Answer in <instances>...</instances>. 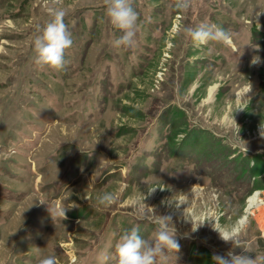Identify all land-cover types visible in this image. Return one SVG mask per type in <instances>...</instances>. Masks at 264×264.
Returning a JSON list of instances; mask_svg holds the SVG:
<instances>
[{"label":"rangeland","instance_id":"1","mask_svg":"<svg viewBox=\"0 0 264 264\" xmlns=\"http://www.w3.org/2000/svg\"><path fill=\"white\" fill-rule=\"evenodd\" d=\"M171 3L132 0L124 49L103 0H0V264H116L123 231L151 239L161 216L180 250L160 264L241 253L217 230L264 253V0ZM55 8L74 39L61 71L34 62ZM201 23L232 42L196 47L173 31Z\"/></svg>","mask_w":264,"mask_h":264},{"label":"clouds","instance_id":"2","mask_svg":"<svg viewBox=\"0 0 264 264\" xmlns=\"http://www.w3.org/2000/svg\"><path fill=\"white\" fill-rule=\"evenodd\" d=\"M193 2L194 0H172L169 7L178 12H187ZM103 5L110 24L122 33L114 39L113 46L124 49L134 47L138 29V13L132 5V0H103ZM50 15L51 19L38 28V34L34 38V62L41 67L61 71L70 64L66 54L67 50L73 47L74 39L65 23L67 11L64 8H55L51 10ZM173 31L190 39L196 47L208 45L210 42L222 44L231 42V34L214 24L201 23L196 27L178 26ZM260 62L259 56H253L252 65ZM259 135L264 139V125L262 124ZM154 191L155 188L148 192L151 194ZM113 202L114 196L110 193H104L96 198V204L105 208ZM179 203L183 202H177V205ZM63 216H65V209ZM167 221L171 222L170 216H161L159 226L151 239L142 238L139 227L134 226L130 230H124L115 245L116 264H160V261L166 259L168 252H178L180 245L175 239V227L172 222L170 227ZM199 226L193 227L192 221L193 231H196ZM217 231L223 241L231 242L233 247H239L242 251L237 254L229 250L226 255H213L214 264H264V253L250 255L253 253L252 249L242 245L237 234ZM36 264H57V261L54 256L49 255L39 258Z\"/></svg>","mask_w":264,"mask_h":264},{"label":"bare ground","instance_id":"3","mask_svg":"<svg viewBox=\"0 0 264 264\" xmlns=\"http://www.w3.org/2000/svg\"><path fill=\"white\" fill-rule=\"evenodd\" d=\"M232 42V40H231ZM213 91V88H212ZM260 199L258 197V192H256L255 194H253L252 196L249 197L248 199V208L246 209V214L239 220V226H242L243 224H245V222L247 221V214L249 213L250 209L253 208V205L255 203H259Z\"/></svg>","mask_w":264,"mask_h":264}]
</instances>
